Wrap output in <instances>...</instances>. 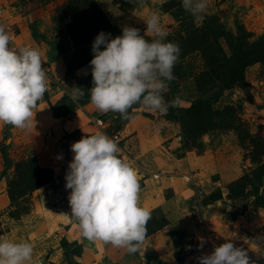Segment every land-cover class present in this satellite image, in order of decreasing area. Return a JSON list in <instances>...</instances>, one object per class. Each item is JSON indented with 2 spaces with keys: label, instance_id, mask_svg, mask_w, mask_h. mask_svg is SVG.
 Masks as SVG:
<instances>
[{
  "label": "rangeland",
  "instance_id": "obj_1",
  "mask_svg": "<svg viewBox=\"0 0 264 264\" xmlns=\"http://www.w3.org/2000/svg\"><path fill=\"white\" fill-rule=\"evenodd\" d=\"M0 4V25L39 52L50 100L64 98L58 117L43 98L33 127L0 124V236L30 242L35 264H197L226 240L264 264V0H208L202 20L181 0ZM153 13L166 42L180 48L175 79L162 94L166 102L179 97V105L160 114L135 104L128 120L100 113L87 93L95 37H116L128 26L151 41L144 21ZM241 79L245 86L226 85ZM74 87L85 91L75 103L68 95ZM96 133L114 140L135 168L139 205L151 214L132 254L87 241L70 218V145Z\"/></svg>",
  "mask_w": 264,
  "mask_h": 264
},
{
  "label": "clouds",
  "instance_id": "obj_2",
  "mask_svg": "<svg viewBox=\"0 0 264 264\" xmlns=\"http://www.w3.org/2000/svg\"><path fill=\"white\" fill-rule=\"evenodd\" d=\"M181 4L197 20L203 19L208 8V0H181ZM144 24L145 32L153 34L151 41L140 29L125 26L121 35L100 32L92 43V87L87 93L100 113H119L128 120L129 109L135 104L166 114L180 103L179 97L166 102L162 95L166 84L175 79L179 45L166 42L167 32L158 14L150 15ZM11 43L6 26L0 25V124L25 130L34 126L37 103L47 91L46 72L37 50L14 48ZM68 95L75 103L85 91L74 87ZM70 150L73 158L65 173V188L71 190L70 218L77 223L82 238L123 248L128 254L137 252L151 214L139 205L135 168L118 156L117 143L104 133L83 136ZM203 243L201 240L198 248ZM33 255L30 242L0 236V264H35ZM196 259L197 264H254L247 250L231 240Z\"/></svg>",
  "mask_w": 264,
  "mask_h": 264
},
{
  "label": "trees",
  "instance_id": "obj_3",
  "mask_svg": "<svg viewBox=\"0 0 264 264\" xmlns=\"http://www.w3.org/2000/svg\"><path fill=\"white\" fill-rule=\"evenodd\" d=\"M232 83H238L241 86H245V82L243 81V79L238 80V81H230V83H226L227 86H230ZM44 99L46 101L47 106L49 107V109L51 110V114L54 117H58L59 111L57 109L58 105L62 104L64 102V98L63 96L60 97L59 99H57L55 102H52L48 96V93L46 91L45 95H44ZM2 159H3V166H4V170L7 169L9 167V157L7 155V152L5 149L2 150Z\"/></svg>",
  "mask_w": 264,
  "mask_h": 264
},
{
  "label": "built area",
  "instance_id": "obj_4",
  "mask_svg": "<svg viewBox=\"0 0 264 264\" xmlns=\"http://www.w3.org/2000/svg\"><path fill=\"white\" fill-rule=\"evenodd\" d=\"M2 18H4V7L2 6V4H0V19H2ZM10 36L12 37L11 47H14V48L28 47L27 45H25V46L18 45L17 43H15L14 35L10 34Z\"/></svg>",
  "mask_w": 264,
  "mask_h": 264
},
{
  "label": "crops",
  "instance_id": "obj_5",
  "mask_svg": "<svg viewBox=\"0 0 264 264\" xmlns=\"http://www.w3.org/2000/svg\"><path fill=\"white\" fill-rule=\"evenodd\" d=\"M46 102V101H45ZM47 105V104H46ZM48 107V106H47Z\"/></svg>",
  "mask_w": 264,
  "mask_h": 264
}]
</instances>
